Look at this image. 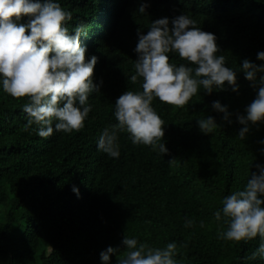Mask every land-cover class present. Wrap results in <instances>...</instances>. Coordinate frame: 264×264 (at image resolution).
<instances>
[{
  "label": "trees",
  "instance_id": "obj_1",
  "mask_svg": "<svg viewBox=\"0 0 264 264\" xmlns=\"http://www.w3.org/2000/svg\"><path fill=\"white\" fill-rule=\"evenodd\" d=\"M57 2L73 15L70 31L84 21L85 60L98 58L92 79L103 83L89 95L92 110L84 127L54 131L48 138L39 137L35 125L24 131L28 97L14 98L0 88V264H101L100 253L109 246L124 254V234L152 248L174 241L177 264H264L259 257L249 259L262 242L259 235L219 239L227 224L214 218L222 199L242 190L255 165L264 164L259 143L264 123L250 125L245 140L237 136L242 126L235 113L243 114L255 98L243 72L237 71L238 94L228 88L209 95L201 87L183 107L154 98L168 154L132 144L124 131L118 132L119 158L97 150L103 129L117 123V97L142 91V78L134 84L127 78L135 74L138 29L146 34L156 19L187 14L196 27L217 37V54L235 71L243 59L261 63L256 54L264 51V0ZM141 2L150 5L144 15L137 12ZM169 62L187 63L173 53ZM214 100L233 113L231 124L212 110ZM207 115L218 126L206 135L196 121ZM116 260L117 255L110 256L111 264Z\"/></svg>",
  "mask_w": 264,
  "mask_h": 264
},
{
  "label": "clouds",
  "instance_id": "obj_2",
  "mask_svg": "<svg viewBox=\"0 0 264 264\" xmlns=\"http://www.w3.org/2000/svg\"><path fill=\"white\" fill-rule=\"evenodd\" d=\"M149 6L141 2L137 12L144 15ZM22 17H28L26 23L19 22ZM72 20V13L57 0H0V88L14 98L28 97L23 106L24 131L35 125L33 130L42 138L54 131L71 133L83 128L92 110L89 95L99 92L103 83L92 79L98 58L93 55L85 60L87 46L81 45V36H87L86 25L81 20L70 31L68 22ZM137 36L135 74L127 78L133 84L142 78V91L127 90L117 97L113 113L117 123L103 129L97 139L98 151L119 158L118 132L124 131L130 134L132 144L168 154L162 140L165 123L152 106L154 98L183 107L201 87L209 95L228 88L238 94L237 71L243 72L255 92L243 114L235 113L236 122L242 126L237 136L245 140L250 125L264 123V51L256 54L260 64L243 59L234 71L226 66L225 56L217 54V37L196 27V21L187 14L171 20L156 19L146 34L138 29ZM169 53L187 63H170ZM211 108L222 113L228 124L233 122L227 105L214 100ZM196 122L206 135L218 126L212 115ZM259 143L264 144V140ZM260 151L264 154V148ZM255 167L257 171L250 173L242 190L222 199L214 218L220 221L223 217L227 224L219 239L241 241L259 235L262 242L249 259H264V164ZM72 191L79 196L77 187ZM191 224V220L185 221L186 226ZM121 243L124 254L118 255L120 249L109 246L100 253L101 264H111L112 255H117L116 264H177L174 241L152 248L124 234Z\"/></svg>",
  "mask_w": 264,
  "mask_h": 264
}]
</instances>
